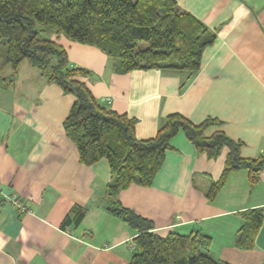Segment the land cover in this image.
Masks as SVG:
<instances>
[{"label":"crops","instance_id":"crops-1","mask_svg":"<svg viewBox=\"0 0 264 264\" xmlns=\"http://www.w3.org/2000/svg\"><path fill=\"white\" fill-rule=\"evenodd\" d=\"M174 1L214 34L195 72L122 73L95 46L50 38L73 66L94 73L95 79H75L102 105L135 119L137 138L154 136L165 117L177 113L194 124L217 120L205 135L219 130L240 141L244 158L264 153V0ZM11 72L9 65L0 69V264H128L136 231L107 209L108 162L80 163L63 130L74 96L46 82L26 60ZM226 154L223 148L207 159L179 131L151 185L132 183L117 199L160 235L199 230L210 238L215 259L264 264V169L255 183L245 169L231 172L212 201L205 196ZM14 195L25 211L9 201ZM75 208L83 212L76 223ZM253 208L263 212L254 245L239 249L243 212Z\"/></svg>","mask_w":264,"mask_h":264},{"label":"trees","instance_id":"trees-1","mask_svg":"<svg viewBox=\"0 0 264 264\" xmlns=\"http://www.w3.org/2000/svg\"><path fill=\"white\" fill-rule=\"evenodd\" d=\"M52 33L99 48L117 61L122 73L149 68L195 72L214 34L174 0H0V69L9 65L14 76L20 62L26 60L46 82L74 96L63 130L75 145L80 163L91 165L101 158L108 162L107 209L136 231L128 264H231L212 256L210 238L199 230L154 232L152 222L122 206L117 194L132 183L151 185L170 140L179 131L207 159H215L227 149L221 174L205 193L209 201L231 172L245 169L249 181L257 182L264 169V153L244 158L240 141L219 130L205 135L217 120L207 118L194 124L177 113L167 115L154 136L137 138L134 118L106 108L83 81L75 79L92 72L73 66L65 48L50 38ZM82 213L80 208L73 210L75 223ZM242 217L235 245L251 249L263 212L253 208Z\"/></svg>","mask_w":264,"mask_h":264},{"label":"built area","instance_id":"built-area-1","mask_svg":"<svg viewBox=\"0 0 264 264\" xmlns=\"http://www.w3.org/2000/svg\"><path fill=\"white\" fill-rule=\"evenodd\" d=\"M9 201L12 203L13 206H15L16 208L20 209L21 211H25L26 210L25 207L21 204L19 198L16 195L9 197ZM134 248H135V245H134V243H132L131 244V250H134Z\"/></svg>","mask_w":264,"mask_h":264},{"label":"rangeland","instance_id":"rangeland-1","mask_svg":"<svg viewBox=\"0 0 264 264\" xmlns=\"http://www.w3.org/2000/svg\"><path fill=\"white\" fill-rule=\"evenodd\" d=\"M93 75H94V73L91 74V78H94L95 79V77Z\"/></svg>","mask_w":264,"mask_h":264},{"label":"water","instance_id":"water-1","mask_svg":"<svg viewBox=\"0 0 264 264\" xmlns=\"http://www.w3.org/2000/svg\"><path fill=\"white\" fill-rule=\"evenodd\" d=\"M95 78H97L95 75H93Z\"/></svg>","mask_w":264,"mask_h":264}]
</instances>
